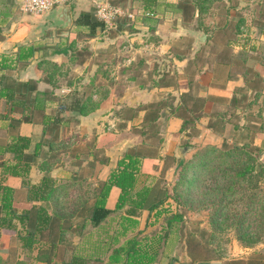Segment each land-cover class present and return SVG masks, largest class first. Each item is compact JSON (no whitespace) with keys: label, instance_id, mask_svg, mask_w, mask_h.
Here are the masks:
<instances>
[{"label":"trees","instance_id":"1","mask_svg":"<svg viewBox=\"0 0 264 264\" xmlns=\"http://www.w3.org/2000/svg\"><path fill=\"white\" fill-rule=\"evenodd\" d=\"M207 1L190 0L171 5L161 4L158 0H142L141 9L149 15L169 6L184 13L185 9H190L193 18H200L209 8L205 7ZM125 3H128L127 0H121L114 5L126 8ZM230 10L231 7H227V14L221 16L225 24L217 27L220 33L224 34L231 24L228 21ZM96 13V9L84 13L78 21V25L89 28L88 34L92 38L99 37L106 30L105 23L97 18ZM121 20L122 17L117 18L116 23ZM238 40L230 41L227 45L232 47ZM74 44L63 48L64 53L68 59L79 56L80 60L83 57L79 62L83 65L88 60L87 54L83 49H76ZM197 48L194 56L185 61L189 67L199 64L198 73L221 63L232 67L229 79L240 72L247 76L251 72L247 66L251 60L259 63L256 68L258 79L264 72V52L256 47H251L249 51L242 49L238 53L232 49L231 53H221L214 59L205 58L202 46ZM35 51L34 47L22 48L17 61L30 64ZM5 61L8 60L0 61V70L7 68ZM48 64L49 60H42L37 66V80L0 83V98L6 99L8 107L2 118L9 119L14 127L32 123L44 128L42 139L32 154L27 153L32 145L28 137L15 136L0 146V156H3L0 159L1 250H8L10 255L4 258L0 254V264H159L165 248L171 243L177 244L176 247L180 244L190 259L197 261L205 258L206 253L209 255L208 251L201 250V238L207 240L217 256L226 254L225 243L219 237L223 227L232 229L234 237L243 247L255 248L264 243V164L259 163L261 148L254 143L257 134L249 136L250 133L245 132L248 129L246 126L240 128L236 125L232 143L226 138L220 146L211 142L199 149L201 146L195 140L201 136L202 122L213 133L224 132L231 118L215 112L192 115L200 104L197 95L192 92L193 85L200 86L197 80L179 73L174 84H163L161 87L181 90L177 102L169 107L164 101L139 107H121L114 102L108 90L104 99L92 105L95 95H105L100 91V87L104 86L103 79L96 74L89 81L86 80L85 91L78 88L71 91L68 97L72 100L66 103L63 97L57 96L59 87L53 86L52 79L46 75ZM40 82L49 87L40 91ZM254 82L259 86V80ZM90 90L94 92L88 95ZM234 95H239V92H234ZM115 106H118L115 112L116 119L121 122V130L137 119L144 124V128L158 130L159 122L167 114L166 109L168 122H180L178 125L174 123L175 130H170L171 143L184 140L185 145L174 166L172 189L159 181L151 184L154 176L146 168L152 164V157L139 151V145L124 151L107 180L97 182L91 177L82 176L81 156L88 153L96 162L95 152L104 151L115 144L118 135L115 130H109L92 145L80 141V135L74 133L73 127L79 123L80 117ZM69 112L77 113L80 117H67ZM140 135L145 134L141 132ZM186 152L196 153V159L186 161ZM9 155L11 158H7ZM165 158L169 159L170 156ZM37 159H41L39 169L44 176L39 183H34L30 175ZM194 167L197 168V177L191 173ZM57 168L77 175L67 184H60L52 175ZM159 168L165 171L166 162L163 161ZM8 177L22 179L23 187L27 190L25 203H18L16 190L5 184ZM194 180H198V186L191 191ZM114 188H118L120 194L114 208H109ZM25 204L28 206H23ZM145 213V225L141 228L138 219ZM196 214L201 221H191ZM112 220H116V226L113 232H109L105 224ZM204 222L208 224L207 228L201 227ZM193 225L199 226L202 234H197ZM95 229L99 240L95 242L93 253L87 250L80 252L76 239L84 241L88 232ZM4 232L12 234L6 237ZM61 248H65L66 253L60 261L58 252ZM174 264L184 263L174 260ZM230 264L242 263L235 260Z\"/></svg>","mask_w":264,"mask_h":264},{"label":"rangeland","instance_id":"2","mask_svg":"<svg viewBox=\"0 0 264 264\" xmlns=\"http://www.w3.org/2000/svg\"><path fill=\"white\" fill-rule=\"evenodd\" d=\"M205 4L204 6L209 8L204 11V16L193 18L192 13L190 14V9H185L184 13L169 6L160 12L149 15L142 11L140 4L125 3L126 8L122 9L123 15L120 16L122 20L120 23H116L117 29L107 28L103 34L95 39L86 33L79 34L76 41L77 44L74 45H76V49H83L87 54L88 60L83 65L79 63L83 57L79 60V56L76 59H68V62L60 64H55L52 60H49V64L45 68L48 70L46 75L52 79L53 86L59 87L60 90H56L57 96L63 97L64 102L70 103L72 98L68 97V94L76 88L85 91L87 87L86 80L89 81L90 77L99 74L104 82V86L100 87V91L105 95H95L96 97L94 96L92 105H97L104 99L107 95V90L109 93H112L110 96L114 102L118 103L121 107L123 105L139 107L143 104L146 105L151 102L160 101H164L163 103L167 104V107L175 104L180 97L181 90L176 89V87L166 88L161 86L165 83L174 84L176 76L179 73H184L188 75L189 79L197 80L199 83V79L203 76L202 74L205 72V69L202 73H198L199 64L189 67L187 61H185L194 56V53L198 49L197 47H203L206 59H214L215 56L221 53L222 55L231 53L234 47L227 45L228 42H235L236 39H239L237 44L240 42L241 46L245 47L250 44V40L252 39V36H249L250 31L247 30L245 18L243 20L238 17L236 21H232V24H230L224 34L223 32L220 33L217 29L218 26L222 27L225 24L224 17L221 18V16L227 14L228 4L224 0H208ZM242 11L246 13L245 9ZM204 37H206V40H203ZM67 86L71 88L69 89ZM202 87V85H193V95H197L198 97V95L202 94L201 92L203 91H200ZM93 92L90 90L88 95H91ZM66 96L68 99L65 98ZM117 107L104 110V115L100 114L102 110L95 112L97 115L99 114L96 117V122L101 124L102 130L104 127L110 129L116 128V130L120 129L119 125H121V122L116 119L115 112ZM165 112L169 114L167 109ZM167 114L159 122L160 128L158 130L151 127L144 128V124H141V121L138 119L129 122L128 127L117 134V144L119 145L107 148L103 153L102 151L95 152L96 162L102 159L105 161L104 165L100 162L98 166L95 164V170H99L102 167L112 168L121 151L119 148H123L126 144H135L139 145V151L152 157V164L146 168L154 176L151 184L159 181L163 186L172 189L174 166L178 161V154L185 148V145L184 140H179L177 143L169 145L171 131L172 129H176L174 123L178 125L180 122L174 120L168 122ZM69 115H72L75 119L80 117L77 113H69ZM192 115L195 116V112H192ZM67 117L69 116L67 115ZM88 125L89 123L87 122L81 124L80 120L73 127V131L81 135L80 131L82 129L84 131ZM80 128L81 130H79ZM229 129L230 131H228L226 138L232 143L233 126L229 127ZM137 131L143 132L145 135L141 136ZM129 132H132V134ZM106 133H109V131H106ZM125 135H128V138ZM210 139L200 136L195 142L200 144L201 147L197 146L200 149L216 140L212 139V137ZM81 140L83 139L81 138ZM89 143L93 145L95 142L92 139ZM258 155L260 157L259 163L264 164V150L261 149ZM166 156H170V158L167 159L165 158ZM184 157H186V161H192L196 159V153H187ZM163 161L167 165L165 171L159 168ZM86 171L88 169L83 171L82 176L91 175V171ZM258 171L259 169L257 168ZM95 173L96 171H94ZM191 173H195L196 176L194 177H197V168L194 167ZM194 182L195 184L192 185L191 191H194L198 186V180H194ZM188 195L192 196L190 193ZM146 217L147 213L143 214L140 218L141 221L139 223H141V228L145 224ZM191 221L199 222L201 220L199 215H197L192 217ZM115 225L116 220H112L105 225V229L113 232ZM194 227L197 229V234H202L199 226L193 225ZM91 232L93 237H96V232L98 233V231L95 229L90 231V234ZM232 236H235V232L225 227L222 228L219 234L225 246L228 245ZM75 242L80 252L91 250V248H87V244L82 242V240L76 239ZM176 245L171 243L167 246L162 257L169 251L174 255L172 256L174 260L187 264L189 259L186 250L182 249L180 244L177 247ZM65 251V248H61L58 252V260L61 261L65 257ZM0 254L4 258L10 256L8 250H3Z\"/></svg>","mask_w":264,"mask_h":264},{"label":"crops","instance_id":"3","mask_svg":"<svg viewBox=\"0 0 264 264\" xmlns=\"http://www.w3.org/2000/svg\"><path fill=\"white\" fill-rule=\"evenodd\" d=\"M24 1L25 0H0V61L2 59L8 60L4 62L7 68L0 70V83L3 82L1 84L13 81L26 82L29 80H37L39 75L36 68L42 60H52L53 62L59 64L68 62V58L66 57L63 48L74 44L77 41L79 33H90L87 26L78 25L80 17L84 13H89L94 9H96L97 12L98 6L100 5L109 4L115 6L114 4H118L121 0L72 1L67 5V7L71 9L70 14L72 20L71 24L67 26H64L59 21L57 10L40 16H33L22 12L21 5ZM158 1L161 4L177 5L179 3H186L190 0ZM224 1L228 4V7H231L229 15L231 24L232 21H236L238 17L243 20L245 18L247 30L250 31L249 36H252L249 45L243 47L240 42L234 45L233 50L236 49L234 52L238 53L242 49L249 51L251 47H256L258 50H262L264 52V0ZM127 2L138 3L141 8L142 0H127ZM120 8L123 9L122 7ZM243 9L246 10V13L242 11ZM105 26L107 30V25L105 24ZM24 47H34L36 49L34 57L28 65L24 64L22 61H17V56L20 53V50ZM247 66L251 71L247 76H245L243 72H240L239 74H236L233 79H229V72L232 67L227 64L217 63L213 66V68L206 67L208 70H205L202 74L203 76L199 79V84L203 86V92H201L202 94L198 95L200 104L197 111L194 112L195 114L201 116L215 112L217 115L226 114V117L231 118V122L227 123L224 132L217 131L213 133L212 129L207 127L205 122H202V127L200 125L201 136H205L206 139H210L211 137L212 139L214 138V140L216 139L213 142L217 145L220 146L224 143L228 131H230L229 127L233 126V131L235 133L236 125H239L240 128L243 126L248 128L245 132L250 133L248 134L249 136L257 134L254 143L259 148L264 150V130L260 131L261 126L264 124V72L260 79H258V76L256 75V68L259 66V63L256 60L249 61ZM255 80H259V86L255 84ZM45 86L47 85L40 82L39 90L43 91L48 88V86ZM234 92H239V95H234ZM235 100L237 101L234 102ZM257 100H259L258 104L256 103ZM7 108L6 99L0 98V146L5 145L15 136L28 137L31 139L32 145L27 153L32 154L36 145L42 139L44 130L43 126L40 124L22 123L19 126L14 127L9 119L2 118V116L6 113ZM103 111L104 110L100 113L101 115L105 114ZM69 113L76 114L73 112ZM69 113H67L66 116L68 115L73 117L72 115H69ZM98 115L97 113H93L89 116L79 118L81 120V124L86 122L89 123V125L85 127L84 131H82L83 129L81 130V128L79 129L81 130L80 138L83 139L84 143H89L92 139L95 142L106 135V131L109 130H115L117 134L118 132L123 131V129L116 130V128L110 129L105 127L102 130L101 124L96 122V117ZM129 133L132 134V132ZM258 133H261V135ZM125 136L128 138V135ZM117 142L118 139L115 142L116 145L113 144L109 148L119 145ZM134 145L135 144H126L123 148H119L121 151L112 168L102 167L99 170H95V167L98 166V163H101L103 159L95 162L93 161V156H90L87 153L85 154L87 158L84 157V155L83 157L81 156L82 167L80 172L83 173V171L88 169V171H91V175H87L86 177H91L97 182L105 181L109 178L111 170L115 168L124 151ZM169 145H171V138H169ZM1 158H3V156H0V159ZM7 158H11V156L9 155ZM103 163L105 164V161ZM40 164L41 159H37L31 171L30 177L34 183H39L44 176V172L39 169ZM94 171H96L95 174ZM52 175L59 181L60 184L65 185L76 177L77 174L65 172L61 168H57L53 171ZM5 184L16 190L18 203L26 202L27 190L23 187L21 178L8 177ZM119 194L120 190L118 188H114L112 190L108 204L109 208H114ZM23 206L28 205L25 204ZM138 220L139 222L141 221V219ZM139 226L141 227V223ZM201 226L207 228L208 224L204 222ZM3 234L8 237L12 233L4 232ZM98 240L99 235L97 232L96 237H93L92 232L91 234L88 232L85 240L82 242L87 243V248H91L89 252L93 253L95 242ZM89 241L90 244H88ZM2 243L3 241L0 238V252H2ZM200 245L201 250L203 252L208 251L209 255L206 253L205 258H201L197 261H192L188 256L189 261L187 264H230L235 260L241 262L242 264H264V243L259 244L255 248H246L240 245L238 240L232 236L228 245L225 246L226 254L224 256H217L212 247L207 243L206 239L201 238ZM172 256L174 255L167 251L161 258L159 264H174Z\"/></svg>","mask_w":264,"mask_h":264},{"label":"built area","instance_id":"4","mask_svg":"<svg viewBox=\"0 0 264 264\" xmlns=\"http://www.w3.org/2000/svg\"><path fill=\"white\" fill-rule=\"evenodd\" d=\"M72 1L76 0H25L21 5V11L33 16H40L57 10L61 6H67ZM122 15L123 10L120 7L109 4H103L97 10L98 19L103 21L109 29H117L116 19Z\"/></svg>","mask_w":264,"mask_h":264},{"label":"water","instance_id":"5","mask_svg":"<svg viewBox=\"0 0 264 264\" xmlns=\"http://www.w3.org/2000/svg\"><path fill=\"white\" fill-rule=\"evenodd\" d=\"M58 11V19L64 25L67 26L71 24V9L67 6H61L57 9Z\"/></svg>","mask_w":264,"mask_h":264}]
</instances>
